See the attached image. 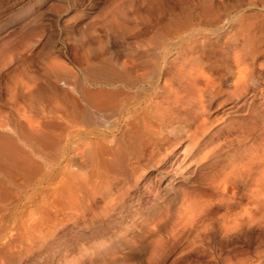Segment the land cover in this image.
<instances>
[{"label":"bare ground","instance_id":"6f19581e","mask_svg":"<svg viewBox=\"0 0 264 264\" xmlns=\"http://www.w3.org/2000/svg\"><path fill=\"white\" fill-rule=\"evenodd\" d=\"M256 1L249 0V6ZM160 2L154 23L147 21L154 32L174 28L162 29L174 48L154 62L150 81L135 85L143 76L137 69L146 62L135 56L116 60L113 75L65 72L59 81L67 88L46 100L34 99L36 81L20 83L27 109L18 155L23 154V185L38 195L39 216L34 213L32 222L23 218L27 225L21 219L24 231L15 239L3 231L1 264L21 253L24 260L36 256L28 264H163L182 242L186 247L173 264H263L231 247L233 235L254 218L246 209L232 213L236 194L228 189L247 193L262 219L264 149L242 146L225 163H209L228 145L210 149L222 130L207 134L213 122L208 110L215 102L226 104L224 116L241 111L249 99L264 108V61L258 62L264 57V21L251 23L241 14L218 27L220 2L191 0L177 7ZM260 5L264 11V0ZM140 46L127 45L132 54ZM212 71L219 77H208ZM106 111L110 117L98 121ZM208 201L224 210L219 242L206 235Z\"/></svg>","mask_w":264,"mask_h":264},{"label":"rangeland","instance_id":"374dc122","mask_svg":"<svg viewBox=\"0 0 264 264\" xmlns=\"http://www.w3.org/2000/svg\"><path fill=\"white\" fill-rule=\"evenodd\" d=\"M156 1H164V5L167 6H171L174 2V0H0V168H2L0 169V235L4 231L12 236V238L9 236L11 239H15L16 233L24 231L20 221L23 220V224L29 223L27 220L25 223L24 220L30 216L29 220L32 222L35 220L33 216L36 212L39 213L38 204H36L38 195L33 194L34 190L31 187L25 188V185H23L25 174L21 170L23 169V154L18 155V153H22L19 152L21 144V138L19 137L22 136L25 128L23 126L25 120L23 114L27 109L25 98L23 99V89L19 87L20 83L36 81L35 100L52 98L56 90L67 88L64 82L59 81L65 72L80 71V73L84 72L88 75L89 72L97 75H113L117 73L115 72V66L113 68L116 60L122 61L123 58L128 60L135 56L146 58V62H142L144 66L141 63L139 69H137L140 72L138 74L143 76H140L138 80L136 79L137 81L134 80L139 81L137 84L135 82V85H142V83L150 81L149 78L154 76V68L152 67L154 62L160 58L163 52L174 48L168 38L166 40V36L163 34L165 32H162L165 27L156 29L155 33L153 25L147 21L150 18L151 22L154 23L152 20L161 4L160 2L158 6ZM181 1H177L178 4L174 2V6L176 4L179 6V3H190L191 0ZM215 1L223 4V7H221L223 15L221 14V23L218 27H225L231 22L233 23L235 18L241 14L245 15L247 17L246 21L250 20L251 23L253 21L254 23L259 22L258 20L264 21L262 16L264 11L260 5L262 0L256 1V4H259L258 6H249V0ZM258 14L262 17V20ZM167 28L164 29L166 32L171 30ZM159 29H161V34ZM218 33L220 32L215 34ZM153 34L155 38L152 37ZM159 36L163 37L159 38ZM133 43L135 45L137 43V46L141 45L135 50L137 55L132 54L133 52L127 47V45H133ZM144 46L145 50L148 47V52H144ZM175 52L172 51V55ZM263 58L259 59L258 62H263ZM108 59L113 63L108 64L106 61ZM254 71L256 73L260 72L258 67H255ZM206 74L211 78L219 77L214 71L211 74L206 72ZM141 78H144V80L141 81ZM33 79L35 80L33 81ZM247 103L241 111H238V113L241 112L240 114L230 113L231 115L228 114V116L222 115L226 104L217 107V102H215L210 106L208 118L213 122L211 123L212 131L207 136L210 137L214 131L222 130L218 137L219 142L212 145L210 149H216L219 143L228 145V148L218 151L209 163L216 160L218 163H225L223 161L226 157L242 146H248L250 149L252 146L253 149L251 150L253 151H256L259 147L264 149V108L258 106V100L252 101L249 99ZM109 114L111 115V112ZM109 114L106 111L97 115L101 118L98 119L95 115L94 118L97 117L98 121H101L103 118H109ZM232 128H235V130L233 129L230 132ZM3 155L5 156L3 157ZM1 160L6 162L4 163ZM2 164L4 165L1 166ZM6 166V170L3 171ZM16 168H19V170ZM206 171L211 174L213 169H205L203 172ZM154 175L155 173L151 178ZM163 185L164 180L158 183L160 187H163ZM198 188L205 194L210 193L203 186H198ZM249 188L247 187L246 190L248 191ZM251 190L254 191L255 188L252 186ZM231 193L236 194V201H234L236 205H233L232 213L240 214L243 209H246L254 218L252 219L253 224L250 223L249 227L245 226L236 232V235H233L235 237H232L231 247H234V251H244L247 257L253 259V261L258 260L257 257H259L261 263L264 264V207L262 219H257L259 214L257 212V215L254 212L256 207H250L255 206L252 203L254 200H249L246 196L247 193L244 196V191L242 193L240 187L229 188L228 194ZM208 202L211 205L206 206L204 215L206 219H209L210 225L208 223L207 234H205L210 236V240L213 238V241L219 242L222 230V223L220 222H222L221 216L224 210L215 201ZM246 206H249L252 211ZM30 218H34V220ZM18 220L19 223H17ZM20 225L21 228H19ZM186 244L182 242L174 246L167 255L168 257L166 256L167 258L164 259L163 264H173L179 256L178 253L180 254ZM45 255V253L40 254V257ZM7 258L5 261L3 260V264H28L33 262L36 256L24 260L21 253L19 257H14L15 259L13 257L11 259L10 256ZM55 263L56 261L53 260L45 264ZM34 264L39 263L37 261Z\"/></svg>","mask_w":264,"mask_h":264}]
</instances>
